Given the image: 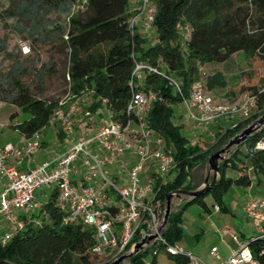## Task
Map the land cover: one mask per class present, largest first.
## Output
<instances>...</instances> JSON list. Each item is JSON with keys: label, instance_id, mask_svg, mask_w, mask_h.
Returning a JSON list of instances; mask_svg holds the SVG:
<instances>
[{"label": "trees", "instance_id": "trees-1", "mask_svg": "<svg viewBox=\"0 0 264 264\" xmlns=\"http://www.w3.org/2000/svg\"><path fill=\"white\" fill-rule=\"evenodd\" d=\"M76 1L46 0L51 5L62 3L65 11ZM85 1L80 13L67 18L62 36L67 49L68 95L72 99L87 95L90 99L87 112L93 114L103 107L114 120L124 123L129 117L125 108L132 89L155 93L146 125L165 139L174 160L171 175L159 186L156 198L164 203V196L179 188L186 175L185 189H195L202 181L197 174L205 166L208 155L264 113V84L247 89L254 99L252 113L237 121L233 128L219 129L212 143L200 148L196 144L190 145L180 134L179 127L172 123L171 105L179 104L180 98L166 79L156 74H144L139 84L135 82L132 88L129 87L134 62L157 67L178 83L185 96L189 87L201 77L199 67L206 63L224 64L238 53L245 58L264 61V0H150L155 8L154 44L148 43L139 32L129 31L127 20L134 11L130 10L128 0ZM34 12L37 15L41 9L38 7ZM176 24L186 25L189 30L182 49L176 43ZM60 32L61 27L55 26L43 35L42 40H53ZM42 68L37 75L35 73L36 77L52 73L53 65ZM20 74L23 70L16 64L12 78L0 75V102L14 104L28 114L22 123L12 126L28 139L48 125L58 105L56 101L34 97L20 82ZM201 81L210 93L227 87L219 72L203 76ZM15 116L13 114L11 119ZM257 143H264V126L249 135L218 165L220 177L210 191L171 210L161 232L167 244L176 245L181 240V216L188 205L197 204L203 209V199L210 196L220 211L222 196L231 186L248 187L250 177L243 172L246 166L254 177L264 179V150L256 149ZM240 164L242 169L237 167ZM228 169L236 170L237 175L227 177ZM55 198L56 190L51 189L38 213L32 216L34 220L24 219L22 229L8 243L0 245V264H91V259L97 257L90 253L91 230L81 224H64V213L56 207ZM137 240L134 238L132 243ZM247 246L257 264H264V241L250 242ZM159 251L163 252V247L156 243L129 258L125 264H158L156 254ZM164 255L169 264L187 263L184 252ZM146 257H149L148 261H145ZM101 264H107V261Z\"/></svg>", "mask_w": 264, "mask_h": 264}, {"label": "built area", "instance_id": "built-area-1", "mask_svg": "<svg viewBox=\"0 0 264 264\" xmlns=\"http://www.w3.org/2000/svg\"><path fill=\"white\" fill-rule=\"evenodd\" d=\"M131 2L135 8L127 20L129 31L132 33L139 29L140 33H145L151 30L155 12L153 3L150 0ZM85 4V0H77L75 5L84 8ZM175 31L182 41L188 39L186 25L176 24ZM21 50L23 54L30 52L27 45H23ZM144 74L159 75L171 84L186 117L198 130H205L218 121H228L230 125L227 126L233 128L236 122L231 120L246 119L255 107L253 97L248 94L236 103L214 98L204 88L201 74L200 79L189 87L187 95L183 96L173 78L141 61L134 62L129 87L132 88L135 82L139 84ZM155 98L153 92L132 89L125 108L129 117L124 123L114 120L107 111L93 133L70 141L62 152L26 172L7 167L5 160L10 155L29 158L40 146L39 132L20 146L9 144L0 149V175L6 179V185L0 191V219L10 226V230L0 237V245L8 243L23 227L13 213L28 211L34 203L35 194L42 188L56 190L55 205L64 213L62 222L89 228L93 238L90 253L95 256L108 254V263L122 255L134 238L157 233L164 203L156 195L159 186L169 179L174 160L172 154L164 149L161 139L154 138L146 125V116ZM77 101H72L66 110L58 106L51 117L67 136L74 133L73 116L77 111ZM194 144L190 142V145ZM255 148L264 150V143H257ZM125 153H133L136 160L126 171L123 185L118 187L106 177L103 168L111 167ZM80 167L82 185L76 186L71 177L78 173ZM143 170L144 177L141 179L139 173ZM214 210L217 212L218 207L214 206ZM243 213L255 235L245 242H239L236 236L231 235L236 248L221 262L216 249L211 248L209 254L217 264H257L247 245L257 240L264 241V198L246 201ZM156 243L163 247L164 254L180 252L175 245L167 244L160 234H157ZM186 257V264H204L196 256L186 254Z\"/></svg>", "mask_w": 264, "mask_h": 264}, {"label": "rangeland", "instance_id": "rangeland-1", "mask_svg": "<svg viewBox=\"0 0 264 264\" xmlns=\"http://www.w3.org/2000/svg\"><path fill=\"white\" fill-rule=\"evenodd\" d=\"M128 3L130 8L132 6L131 0H128ZM54 4H48L46 0H0V75L12 78L13 69L17 64L23 70V74L19 75L20 82L30 90L34 97L56 101L62 110H66L75 99L70 98L66 90L67 49L62 36L67 18L77 15L83 8L74 5L65 11L62 3L56 2ZM38 7L41 12L36 15L34 11ZM55 26L61 27L62 32L58 33L53 40L43 41V35ZM34 30L37 32L32 35L31 33ZM142 34L143 37L148 39V43H155L153 29ZM176 43L181 49L183 48V41L180 36H178ZM23 45L29 47L30 52L28 54L22 53L21 47ZM48 64L53 65L52 73L46 72L45 75L36 77L38 72L43 70V65ZM216 72L224 76L227 87L211 94L214 98L226 102L236 103L248 94V87H261L264 84V61L258 58H245L239 53L234 54L227 63H206L199 67V73L202 77ZM87 98L88 96H85L83 101H77V111L73 116L74 131H79H76L78 137H85L86 134H91V128L92 130L95 129V125L92 127L93 124L87 125L83 133L77 128L79 124H77V120L80 119V115L84 114L83 112L86 111L89 105ZM171 106L173 109L172 123L179 127L180 134L189 141V144L190 142H195L200 148L212 143L214 135L219 129L230 125L228 121H218L209 125L205 130H198L188 120L180 104ZM13 114H16V116L11 119ZM27 118L28 114L22 112L18 106L11 103H0V146L7 142H12V144L15 142L18 135L14 132L12 126L22 123ZM231 121L237 122L240 119L234 118ZM149 130L154 138L159 137L161 139L164 149L171 153L169 150L170 146L165 139L154 130ZM233 150L234 148L224 158L228 157ZM237 167L242 169L241 164ZM103 171L106 177L109 178V173L105 167ZM144 172L145 170L139 173L141 179L144 177ZM234 173V170L231 172L228 169L226 176ZM204 174L205 166L199 170L197 175L199 178H203ZM252 176L251 174L250 190L246 189V187L231 186L226 194L233 195L237 203L248 201L250 199L249 196H252L251 194H254L256 190ZM41 191H46L45 194H48L50 189L42 188ZM257 194L260 196L261 193L258 192ZM170 205L171 210H175L177 200L172 199ZM200 213L201 208L197 204L188 205L182 213L185 215V219L182 224L184 228L183 237L179 244L187 247V250H190L189 252L187 251L188 254H193V256L203 254L211 245L217 246L219 250L224 249L223 240L215 236L210 228V221H213L214 218L209 220L206 216H199ZM107 256L108 254L105 253L92 258L91 264L104 263ZM148 259L149 257H146L145 261H148ZM156 261L158 264H169L166 256L161 251L156 254ZM110 263L107 262V264ZM125 263L126 261L123 262V264Z\"/></svg>", "mask_w": 264, "mask_h": 264}, {"label": "crops", "instance_id": "crops-1", "mask_svg": "<svg viewBox=\"0 0 264 264\" xmlns=\"http://www.w3.org/2000/svg\"><path fill=\"white\" fill-rule=\"evenodd\" d=\"M134 8L135 7L132 4L130 10H134ZM137 31L139 32V34L143 36V34L140 33L139 29ZM85 96L87 95H82L81 97L77 98V100L83 101ZM87 99H88L87 102L90 103L89 97ZM83 113H84L83 115H80V119L77 120V124L79 123L77 125V128L81 130L83 133L84 130H86L84 128L87 127V125L93 124L92 127H94L95 125V129L92 130L91 128L90 133H92L100 125V122L105 117L107 110L102 107L100 109H97L93 114L87 111ZM76 131L79 132L78 130ZM76 131H74L72 136H67L60 130L58 124L55 121L50 120L48 125L44 129L39 131L40 146L31 156L28 158L24 156L14 157L10 155L5 160V165L7 167H12L19 172H26L28 170L35 169L46 160H49L53 156L62 152L68 146L70 141L77 138H83V137H78ZM14 132L18 135V137H16L15 139V142L13 144L12 142H7L1 145L0 149H3L6 145L9 144L14 146H20L27 139L23 137L17 130H14ZM92 148H94L93 145ZM135 160L136 158L133 153H125L123 156L116 159L111 167H105L107 169V172L109 173L108 174L109 179L116 186L121 187L126 178V171L134 165ZM244 164L246 166V163ZM230 171L233 172V170L231 169ZM234 171L235 173L233 175H228L227 177L234 178L237 175V171L236 170ZM244 172L250 177V181H252L250 169L247 166ZM81 176H82V169L80 167L78 173L71 177V182L76 186H81L82 185ZM252 177L254 178L253 180L255 182L256 190L254 194H251L252 196H249L250 199L264 198V179L262 177H254V176ZM5 185H6V179L5 177L0 175V191H2ZM250 187H251V182L250 185L246 187V189L250 190L249 189ZM45 192L46 191H41V190L38 191L35 194V199L32 207L26 212L15 211L13 213L14 218L21 223H23L24 219L34 220L32 216L38 213L40 206L46 201L47 194H45ZM258 192L261 193L260 196H258L257 194ZM246 201L237 203L233 195H230L229 193L228 194L225 193L222 196V201H221L222 210L220 211L218 210L216 212L214 210V206H216V204L212 200V198L210 196H206L203 199L205 208L201 209V213L199 216H206L209 220L214 218L213 221L212 220L210 221V228L212 229V232L213 234H215V236H218L220 237V239L223 240V244H224L223 250H219L217 246L211 245L209 249L203 254H199V255L196 254L197 257L200 258L204 264H209V263L211 264L212 261H213L212 264H217V261H215L213 257L209 254V250L211 248L216 249V255L218 257L219 262L224 261L230 255L231 251L236 248L235 243L231 239V235L236 236L239 242H245L250 237L255 235L254 229L249 225L243 213V206ZM220 215L222 216L220 217ZM184 219H185V215L182 214L181 224H180L182 232L184 229L182 226ZM9 230H10V226L4 221V219H0V237ZM179 243L180 241L175 245L176 248L181 252L188 254L190 250H187V247H184Z\"/></svg>", "mask_w": 264, "mask_h": 264}, {"label": "water", "instance_id": "water-1", "mask_svg": "<svg viewBox=\"0 0 264 264\" xmlns=\"http://www.w3.org/2000/svg\"><path fill=\"white\" fill-rule=\"evenodd\" d=\"M264 126V113L257 117L254 121L244 127L241 131L234 134L229 138L224 146H222L217 151L212 152L208 155L205 164V174L202 178L201 183L198 187L192 190H186L185 186L187 185V175L185 182L177 189L170 191L164 196V205L160 218V225L157 229V233L144 235L136 242H133L130 247L120 256L116 257L110 264H122L127 261L132 256L146 250L151 245L156 244L157 234L161 235L162 230L164 229L168 217L171 212V200H177V207L183 206L184 204L190 202L191 200L196 199L210 191L217 183L220 172L218 165L226 158L224 156L229 153L232 148L238 147L242 144L246 138L251 135L253 132L257 131L260 127ZM234 151V150H233ZM229 156V155H228Z\"/></svg>", "mask_w": 264, "mask_h": 264}]
</instances>
